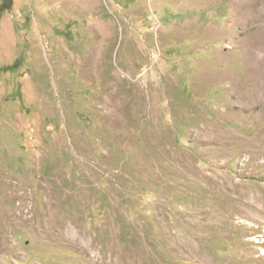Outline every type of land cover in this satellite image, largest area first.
I'll return each instance as SVG.
<instances>
[{"label": "rangeland", "instance_id": "rangeland-1", "mask_svg": "<svg viewBox=\"0 0 264 264\" xmlns=\"http://www.w3.org/2000/svg\"><path fill=\"white\" fill-rule=\"evenodd\" d=\"M0 264H264V0H0Z\"/></svg>", "mask_w": 264, "mask_h": 264}, {"label": "bare ground", "instance_id": "bare-ground-1", "mask_svg": "<svg viewBox=\"0 0 264 264\" xmlns=\"http://www.w3.org/2000/svg\"><path fill=\"white\" fill-rule=\"evenodd\" d=\"M243 8V7H242ZM261 17V16H260ZM257 18V17H256ZM262 19V18H261ZM260 74V73H259ZM262 76H263V74H262ZM259 79V78H258ZM257 81V80H256ZM257 83V82H256ZM260 84V83H259ZM258 85V84H257ZM254 88V87H253ZM259 89H260V86L258 87ZM256 91V90H255ZM261 90H259V92H260ZM262 91H263V86H262ZM257 94H258V92H257ZM3 227V226H2Z\"/></svg>", "mask_w": 264, "mask_h": 264}]
</instances>
